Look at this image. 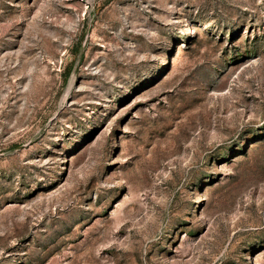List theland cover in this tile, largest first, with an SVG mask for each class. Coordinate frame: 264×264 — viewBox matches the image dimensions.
Here are the masks:
<instances>
[{
    "label": "rangeland",
    "instance_id": "374dc122",
    "mask_svg": "<svg viewBox=\"0 0 264 264\" xmlns=\"http://www.w3.org/2000/svg\"><path fill=\"white\" fill-rule=\"evenodd\" d=\"M0 264H264V0H0Z\"/></svg>",
    "mask_w": 264,
    "mask_h": 264
}]
</instances>
